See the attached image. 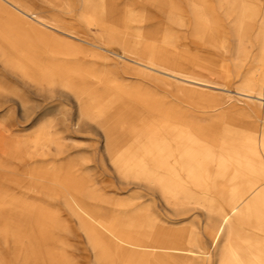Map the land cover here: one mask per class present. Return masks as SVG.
I'll return each instance as SVG.
<instances>
[{"label": "bare ground", "instance_id": "obj_1", "mask_svg": "<svg viewBox=\"0 0 264 264\" xmlns=\"http://www.w3.org/2000/svg\"><path fill=\"white\" fill-rule=\"evenodd\" d=\"M147 1L155 5V0ZM204 1L193 0L195 15ZM219 1L233 14L237 29L243 30L254 10L252 3ZM116 11L114 0H102L100 9L91 8L83 18L89 25L120 29L108 28L105 35L119 44L123 65L171 84L198 102L217 104V92L223 90L229 102L241 101L257 111L264 110V18L258 65L242 78L243 88L230 90L182 64L189 61L199 69L215 70L208 59L169 54L163 46L169 38L159 29L141 31L136 27L142 19L140 14L129 16L125 8L124 14L117 16ZM0 17L6 22L4 31H0V50L7 53L10 66L32 82L56 77L71 95L79 120L99 129L102 149L113 171L124 176L133 188L151 187L156 191L153 195L131 194L124 202L94 190L90 194L75 190L72 200L62 197L66 207L70 202L77 206L76 217L95 264H264V127L240 124L238 118L245 114L240 109L231 119L212 126L178 125L184 118L182 112L159 111L155 104L150 113L132 111L128 99L116 92L114 79L91 80L88 69L76 66L65 68L68 76H62L61 66L17 48V43L32 49L42 45L57 56L62 39L70 45L72 39L82 40L73 30L45 20L16 0H0ZM201 20L199 25L204 29L200 34L218 40L207 17ZM128 23L133 25L129 31ZM18 52L22 62L14 60L12 54ZM85 81L102 86L88 88L83 85ZM42 137L40 134L33 142L39 143ZM4 141L0 136V240L4 251L14 263L72 264L58 248L55 217L43 206H30L6 189L8 182L19 184L1 171L13 170L4 160L16 158L20 145L16 140ZM37 180L54 183L49 174H40ZM77 180L71 179L74 189H79ZM60 182L65 184V179ZM40 186L41 194L50 196V185ZM155 197L171 209L185 210V215L161 220L149 206ZM193 208L216 220L204 228L213 254L197 245L198 235L191 224H179L194 215ZM115 211L120 215L112 214Z\"/></svg>", "mask_w": 264, "mask_h": 264}, {"label": "rangeland", "instance_id": "obj_2", "mask_svg": "<svg viewBox=\"0 0 264 264\" xmlns=\"http://www.w3.org/2000/svg\"><path fill=\"white\" fill-rule=\"evenodd\" d=\"M16 1L45 20L57 21L70 28L82 39H72L71 45L62 39V50L57 56L48 53L42 45H34L35 49H32L17 43V48L25 54L33 53L36 59L49 60L61 66L64 69L62 76H68L65 70L76 66L88 69L93 76L91 80L94 77L114 79L118 87L116 92L128 99V107L132 111L150 113L155 104L159 111L182 112L184 118L178 125L182 122L191 126L219 125L226 119H231L234 111L240 109L245 113L238 118L240 124L264 127V110L257 111L255 106L241 101L229 102L224 95L226 91L218 90L217 104L198 102L185 96L171 84L162 83L123 65L118 56L119 44L105 35L108 28L117 32L120 29L89 25L83 18L91 8L100 9L102 0ZM246 1L252 3L254 10L243 30L237 29L233 14L226 11L219 0H205L202 10H198V17L193 11V0H155V5L147 0H114V8L117 16L124 14L125 8L129 16L140 14L142 19L136 27L141 31L156 27L165 34L169 41H165L163 46L169 54L208 59L215 70L199 69L189 61H183L182 64L190 71L202 72L210 81L235 90L243 88L242 78L258 65L257 56L262 43L260 31L264 18V0ZM203 16L207 17L218 40H211L200 34L204 29L199 25ZM5 24V20L0 17V31H4ZM132 26L128 23L127 30ZM66 46L71 49L67 50ZM12 55L14 60L22 62L20 52ZM9 61L7 53L0 50V136L4 137L5 143L16 140L20 145L16 158L4 160L13 170L1 171L8 177L16 178L19 184L8 182L5 187L12 196L30 206H43L55 217L58 228L54 236L58 240V248L72 264H95L76 217L79 213L77 206L70 202L69 208L66 207L62 197L72 200L76 198L75 190L86 194L96 191L120 202L131 194L153 195L156 191L151 187L133 188L124 181V176L113 171L102 149L99 129L87 121L88 125L86 120H79L71 95L56 77L28 81L21 71L10 66ZM222 70L228 74L225 75ZM83 85L88 88L95 85L98 89L102 86L101 83L86 81ZM40 134H43L42 140L35 144L34 138ZM40 174L53 176L54 183H40L37 180ZM72 177L78 179L79 189L71 186ZM62 178L65 179V184L60 182ZM41 184L50 185V196L41 194ZM124 189L130 190L124 192ZM149 203L161 220L178 218L186 212L171 209L170 205L158 197L151 199ZM198 210L193 208L194 215L179 224H191L198 235L197 245L213 254L212 244L204 237V228L210 223L215 224L216 220ZM112 214L120 215L117 211ZM0 262L22 264L10 260L1 240Z\"/></svg>", "mask_w": 264, "mask_h": 264}]
</instances>
